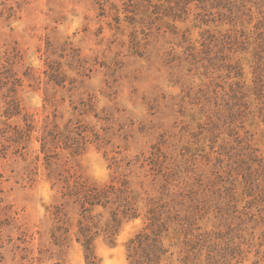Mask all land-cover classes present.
Returning <instances> with one entry per match:
<instances>
[{
    "label": "rangeland",
    "instance_id": "obj_1",
    "mask_svg": "<svg viewBox=\"0 0 264 264\" xmlns=\"http://www.w3.org/2000/svg\"><path fill=\"white\" fill-rule=\"evenodd\" d=\"M143 230L140 264H264V0H0V264Z\"/></svg>",
    "mask_w": 264,
    "mask_h": 264
},
{
    "label": "trees",
    "instance_id": "obj_2",
    "mask_svg": "<svg viewBox=\"0 0 264 264\" xmlns=\"http://www.w3.org/2000/svg\"><path fill=\"white\" fill-rule=\"evenodd\" d=\"M82 188L80 190H86L85 187L81 186ZM109 189H113V187H109ZM71 192H73L72 194L75 195L76 199H78L80 202H82L83 205H93L91 204L92 201H99V199H101L99 196V194H95V191H87L85 193H81L78 191H74L72 190ZM88 193V194H87ZM89 193H92L93 196H89ZM99 193V192H96ZM112 193V192H111ZM113 193L118 194L119 196H125V198H116V200L118 201L119 204H121V207H118L116 210V213L114 215V217L116 218V222L117 224H120L121 222L123 223H127L130 221H134L139 217L138 214V210L134 208V206L130 203V201L132 199H134L133 197L130 196L129 193H127L124 190H120V191H114ZM95 194V195H94ZM149 206V205H148ZM158 204H150V206L145 209V215H146V221L149 222L148 225L146 226V228H148L149 230H155L158 231L160 229H164L166 231H168L170 229V226L168 224L167 226V220H168V216L162 218L163 216H160V213L158 210ZM122 209V210H120ZM162 215V214H161ZM146 230V229H145ZM144 231V230H143ZM143 231H141L140 233H138L133 240L130 241L129 245H128V252L130 254H132L131 259L133 261V264H140V261L138 258H135V255L137 254L138 250L140 249V247L142 246V244L148 239L147 234L143 233ZM186 235H190L188 234V231L185 232ZM87 259H89V264H94V259L91 257V255H89L87 257Z\"/></svg>",
    "mask_w": 264,
    "mask_h": 264
}]
</instances>
